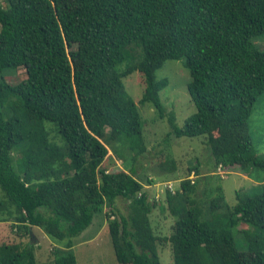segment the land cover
<instances>
[{
    "label": "trees",
    "instance_id": "trees-1",
    "mask_svg": "<svg viewBox=\"0 0 264 264\" xmlns=\"http://www.w3.org/2000/svg\"><path fill=\"white\" fill-rule=\"evenodd\" d=\"M4 1L0 73L22 67L26 77L14 85L0 77V223L20 234L37 226L65 241L54 249V264H77L72 238L97 212L108 221L122 264H161L157 245L163 241L174 264H264V190L237 191L232 206L218 182L204 190L228 168L264 171L249 129L264 93V51L253 41L264 34V0ZM64 1L77 5L61 10ZM167 59H182L190 75L195 112L182 126L159 96L168 80L155 71ZM135 70L144 81L138 102L167 116V137L202 136L209 148L206 172L197 162L188 167L194 178L165 188L174 217L168 236L154 232L150 214L161 204L129 160L122 170L104 167L105 138L135 154L146 149L138 107L123 83ZM160 167L174 171L176 160ZM118 198L128 202V213L117 218ZM0 264L39 263L33 246L2 242Z\"/></svg>",
    "mask_w": 264,
    "mask_h": 264
},
{
    "label": "rangeland",
    "instance_id": "rangeland-1",
    "mask_svg": "<svg viewBox=\"0 0 264 264\" xmlns=\"http://www.w3.org/2000/svg\"><path fill=\"white\" fill-rule=\"evenodd\" d=\"M0 3L4 5L5 1L0 0ZM74 5L77 4L64 1L61 4V10ZM253 41L264 51V34L257 35ZM68 46L69 48L74 47L72 44ZM155 76L156 78H167L168 84L159 92L160 100L165 110L174 114L175 123L182 126L186 118L195 112V105L187 90L190 75L183 60H165L162 66L155 71ZM0 77L14 85L23 80L26 73L22 67H5L0 73ZM123 83L138 107L146 149L140 154H135L127 148H122L116 141L105 138L109 154L104 167L122 170L125 167V162L129 160V165L138 172V179L142 182L144 189L151 196L157 198L161 204L157 205L150 214L154 232L161 236H168L174 217L166 207L165 188L170 183L171 190L177 189L181 179L187 176L194 178L193 173L188 171V167L197 164V162L200 171L206 172L210 167L209 162L206 163L209 148L204 143L202 136L175 138L171 135L167 137L166 134L169 131L167 116L160 117L157 110L149 102H138L144 89L141 72L135 70L126 75L123 77ZM48 124L50 123L46 122V125ZM249 129L255 149L259 155L264 157V93L254 104L249 117ZM19 156V151L16 150L13 155V164L16 170L18 169ZM170 159L176 160L174 171L160 167L161 162ZM219 172L223 171L220 170ZM263 178L264 171L261 169L252 168L248 172H243L232 167L228 168V171H224L222 176H212L204 190L205 192L210 191V184L218 182L222 187L226 203L232 206L237 201V191L249 195L261 193L264 190ZM147 179H151L153 182L148 184ZM208 194L203 195V197L207 198ZM1 195L3 192L0 189ZM113 211V215L117 218L120 214L126 215L128 202L122 198L116 199ZM234 238L239 251H244L246 246L237 230H234ZM2 242L19 243L21 247L31 245L39 264H54V249L63 248L65 241L53 240L37 226H33L27 233L22 232L20 234L9 222H2L0 223V243ZM72 243L71 251L75 254L77 264H122L115 258L108 232V221L103 212L95 213L90 225L80 234L74 236ZM157 246L161 264H174L169 242L163 241L160 246L159 244Z\"/></svg>",
    "mask_w": 264,
    "mask_h": 264
},
{
    "label": "built area",
    "instance_id": "built-area-1",
    "mask_svg": "<svg viewBox=\"0 0 264 264\" xmlns=\"http://www.w3.org/2000/svg\"><path fill=\"white\" fill-rule=\"evenodd\" d=\"M220 171V170H219Z\"/></svg>",
    "mask_w": 264,
    "mask_h": 264
}]
</instances>
